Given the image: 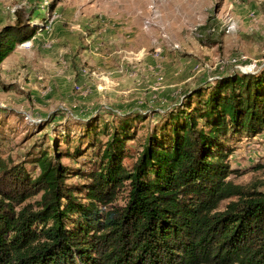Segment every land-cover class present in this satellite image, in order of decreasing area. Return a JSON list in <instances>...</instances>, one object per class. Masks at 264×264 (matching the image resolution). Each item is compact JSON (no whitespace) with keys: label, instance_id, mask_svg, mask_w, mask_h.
I'll list each match as a JSON object with an SVG mask.
<instances>
[{"label":"trees","instance_id":"trees-1","mask_svg":"<svg viewBox=\"0 0 264 264\" xmlns=\"http://www.w3.org/2000/svg\"><path fill=\"white\" fill-rule=\"evenodd\" d=\"M17 20L1 32L0 65L41 30ZM157 114L163 122L131 169L126 147L143 113L119 115L111 132L97 116L79 123L74 152L87 140L100 156L85 186L66 183L68 132L36 157V178L0 158V264H264V193L230 181L227 162L231 142L264 131V68L199 87ZM124 189L123 207L101 209Z\"/></svg>","mask_w":264,"mask_h":264},{"label":"rangeland","instance_id":"rangeland-1","mask_svg":"<svg viewBox=\"0 0 264 264\" xmlns=\"http://www.w3.org/2000/svg\"><path fill=\"white\" fill-rule=\"evenodd\" d=\"M19 16L41 30L0 65V158L36 178V157L53 154L55 138L68 132L60 150L72 153L61 159L69 187L88 184L100 158L87 140L74 152L79 123L97 116L111 132L119 115L143 113L126 147L131 169L163 122L157 113L218 79L264 68V0H0V35ZM231 149L228 179L264 193V131ZM126 198L124 189L100 207H123Z\"/></svg>","mask_w":264,"mask_h":264}]
</instances>
